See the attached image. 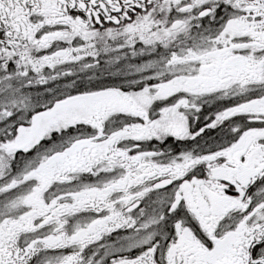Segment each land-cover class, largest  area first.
Returning <instances> with one entry per match:
<instances>
[{
    "label": "snow or ice",
    "instance_id": "6c2138e0",
    "mask_svg": "<svg viewBox=\"0 0 264 264\" xmlns=\"http://www.w3.org/2000/svg\"><path fill=\"white\" fill-rule=\"evenodd\" d=\"M0 264H264V0H0Z\"/></svg>",
    "mask_w": 264,
    "mask_h": 264
}]
</instances>
